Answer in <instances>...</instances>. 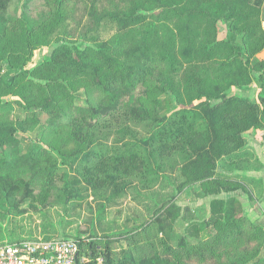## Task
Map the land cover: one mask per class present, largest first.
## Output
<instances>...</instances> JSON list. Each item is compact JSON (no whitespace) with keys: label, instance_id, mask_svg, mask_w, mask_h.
Instances as JSON below:
<instances>
[{"label":"trees","instance_id":"1","mask_svg":"<svg viewBox=\"0 0 264 264\" xmlns=\"http://www.w3.org/2000/svg\"><path fill=\"white\" fill-rule=\"evenodd\" d=\"M41 1L42 9L30 11L25 4L14 16L19 0H0V73L4 67L15 71L7 80L0 74V208L32 199L36 191L40 199L63 203L78 196L73 183L56 186L59 165L48 149L36 144L20 152L19 135L40 124L87 148L80 175L94 193L117 194L130 185V177L145 185L146 175L157 176L170 160L169 166H180L186 184L211 180L226 192L239 188L252 197L256 189L262 195L260 181L235 176L237 181L228 173L245 170V160L253 156L243 134L264 127V0ZM218 23L225 28L221 39ZM106 25L115 34L103 40L98 34ZM58 28L66 41L27 69L33 50L47 45ZM77 39L88 44L75 45ZM85 84L100 96L93 106L60 108L59 90ZM147 84L161 97L151 117L137 99L148 95ZM252 84L255 102L228 94ZM9 95L26 110L13 123L4 117ZM122 107L142 116L149 128L148 136L133 138L119 151L100 143L92 121ZM213 205L214 235L196 243L182 239L172 247L163 222L166 211L154 220L161 240L153 249L135 248L118 260L106 252L101 264H245L256 259L264 226L251 223L234 197ZM94 249L93 242H79V256L85 253L88 264H96Z\"/></svg>","mask_w":264,"mask_h":264},{"label":"rangeland","instance_id":"2","mask_svg":"<svg viewBox=\"0 0 264 264\" xmlns=\"http://www.w3.org/2000/svg\"><path fill=\"white\" fill-rule=\"evenodd\" d=\"M41 2V0H19L13 15L18 16L25 4L30 11L39 7L42 9V6H39ZM261 20L264 28V3ZM217 30L218 38H223L225 28L221 23H218ZM113 34H115L114 29L106 25L100 30L98 36L105 40ZM65 41L63 29L58 28L47 45L33 50L26 68L31 70L39 65L51 55L55 47ZM74 41L75 45L82 47L88 44L82 39ZM69 45L74 46L72 43ZM14 73V70L4 67L0 74L7 80ZM254 77H257V74H254ZM67 86V92L65 90L58 92L60 108L68 110L73 107L93 106L100 98L96 89L89 84L76 89H69L70 86ZM254 86L252 84L244 90L231 89L228 94L246 98L243 92L247 90L248 97L252 98ZM149 87L148 84L144 85L143 88H147L148 95L145 98L137 97V99L143 105L148 117H151L154 101L161 97L152 92ZM18 100L17 97L11 98L10 95L6 98L10 111L4 114V117L11 123L26 115V110ZM46 120L47 116L43 115L40 118L43 124ZM92 122L100 143L107 148L124 151L132 144L133 138L148 136L149 127L147 128V123L143 122V117L124 107L107 116L95 118ZM19 138L22 140L20 145L22 154L34 148L36 144L48 149L56 157L59 165V171L55 177L56 186L62 187L66 181L73 183L78 196L63 203L57 198L40 199L39 192L36 191L34 198L23 203L2 206L0 208V246L28 238L44 240L71 238L85 244L93 242L95 256L98 258L96 264H101L106 252H109L112 259L118 260L135 248L153 249L161 240L158 225L154 220L166 211L170 212L164 214L163 222H165V227H168L169 243L172 247H175L182 239L186 243H196L202 237L216 233L215 214H213L216 207L213 203L215 200H227L225 196L221 198V194L227 192L223 191L220 184L216 185L217 181L204 180L186 184L180 174V166L175 163L169 166L170 160H167L165 168L157 176L151 171L146 175L144 180L148 183L145 185L141 184L143 179L130 177L126 182V185H130L118 191L117 194L94 193L83 182L80 175L81 157L88 151L85 146L77 144L63 133L47 131L41 124L19 135ZM6 154L4 151L3 155ZM219 170L216 174H219ZM237 172L231 173L232 175L228 177L233 179L235 176L242 175L241 172ZM234 179L238 181L237 178ZM238 190L242 189L238 188L229 193ZM238 202L242 208L239 200ZM242 212L244 214L243 209ZM251 223L264 226V222ZM83 249L86 251L87 246L85 245ZM81 257L84 261L79 264L90 262L85 253ZM257 260H259L257 264H264V245L260 246L256 259L245 264H253ZM207 264L217 263L214 261ZM224 264H231V262L224 261Z\"/></svg>","mask_w":264,"mask_h":264},{"label":"built area","instance_id":"3","mask_svg":"<svg viewBox=\"0 0 264 264\" xmlns=\"http://www.w3.org/2000/svg\"><path fill=\"white\" fill-rule=\"evenodd\" d=\"M79 241L71 238L22 239L0 246V264H78Z\"/></svg>","mask_w":264,"mask_h":264},{"label":"crops","instance_id":"4","mask_svg":"<svg viewBox=\"0 0 264 264\" xmlns=\"http://www.w3.org/2000/svg\"><path fill=\"white\" fill-rule=\"evenodd\" d=\"M252 89V98L248 97L247 90L243 92V96L255 102L257 99V88L254 86ZM243 139L245 147L253 156L245 160L243 166L246 165L247 168L239 172H241V176L247 179L260 181L263 189L262 195L258 197L256 189L251 193L252 197L249 196L248 191L238 190L233 193H222L221 198L223 199V196H225L226 199L231 197L236 198L242 204L244 215L250 222H264V127L244 133ZM228 174V176L232 175L231 173Z\"/></svg>","mask_w":264,"mask_h":264}]
</instances>
